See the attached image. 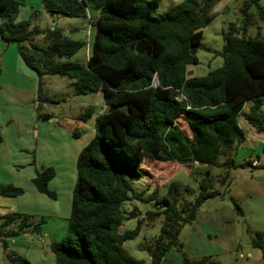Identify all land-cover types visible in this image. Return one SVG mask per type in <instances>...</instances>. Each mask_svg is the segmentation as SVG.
I'll list each match as a JSON object with an SVG mask.
<instances>
[{
	"label": "trees",
	"instance_id": "16d2710c",
	"mask_svg": "<svg viewBox=\"0 0 264 264\" xmlns=\"http://www.w3.org/2000/svg\"><path fill=\"white\" fill-rule=\"evenodd\" d=\"M23 1L0 0V39L14 43L21 59L37 75V119L50 117L40 105L51 100L42 91L43 75L67 76L74 80L77 94L100 93L105 105L94 119L93 138L77 157L67 232L49 245L54 264H145L123 248V242L135 238L144 222L135 211L126 214L123 205L143 199L133 184L145 175L144 167L151 162L176 161L190 170L198 192L193 200L181 201L179 187L169 182L164 195L156 197L154 190L149 196L148 201H155L160 208L149 210L146 217L162 219L159 233L147 246L148 264H161L172 249L181 251V230L196 219L202 204L226 194L231 171L251 166L249 160L236 162L234 154L244 137L237 119L246 101L251 105L243 118L259 132L264 131L260 116L264 95L261 0L244 1L240 26L230 23L222 33L223 48L214 52L222 58V66L191 78H186V68L197 64L196 52L203 47L202 29L216 16L220 0H183L161 15L155 14L158 0H42L49 13L80 17L87 15L89 8L98 13L86 64L57 61L72 57L84 42L69 38L58 27L41 31L28 20L17 21ZM252 7L256 15L251 13ZM251 24L257 26L255 36H239ZM39 35L45 46L35 42ZM92 112L88 108L78 119L85 121ZM73 136L77 138L79 132ZM213 166L222 170L212 173ZM54 175L52 166L35 168L32 183L39 192L56 198L48 187ZM22 193L21 187L11 183L0 185V196ZM228 199L236 215H242L236 200ZM128 219H136L135 228L121 231ZM44 222L43 216L19 211L0 216V241L10 264L29 262L8 249L7 238L27 231L38 234ZM249 232L250 245L264 257L263 232ZM180 264L219 261L212 255L191 258L181 251Z\"/></svg>",
	"mask_w": 264,
	"mask_h": 264
},
{
	"label": "rangeland",
	"instance_id": "374dc122",
	"mask_svg": "<svg viewBox=\"0 0 264 264\" xmlns=\"http://www.w3.org/2000/svg\"><path fill=\"white\" fill-rule=\"evenodd\" d=\"M181 1L183 0H158L155 14L161 15ZM198 1L201 2L202 0ZM244 1L247 0H220L218 2L214 10L217 13L216 16L207 26L202 29L201 44L203 45V47L199 48L196 52L198 62L195 65L187 66L185 73L186 78L204 76L209 71L222 66V58L214 52H219L222 50L224 45L222 33L227 31L228 25L230 23H234L236 26H240L243 18L240 12V7ZM260 3L264 7V0H261ZM87 11L88 13L85 16L67 17L61 14L47 12L42 6V0H24L18 8L16 20H28L31 27H37L41 31H45L53 27H58L63 29L64 33L69 38L81 40L82 42H84V45L72 57H63L62 59L57 61H79L86 64L87 56L90 52L94 36V26L93 23H90V17H92L94 21L96 15L98 14L91 8L87 9ZM251 13L253 15H256L255 7L251 8ZM257 21L259 25H263L260 20L257 19ZM256 27L257 26L255 24L249 25L245 32L240 31L239 36L244 35L245 37H254L257 30ZM35 42L39 46L46 45V42L41 35L35 38ZM9 44L11 48H16L13 43ZM41 80L43 82V93L48 95L51 99L47 102H40L41 110L50 115V117H48V120L51 121H46L47 119H37L36 91L34 102L35 110L33 108V112H36L37 120L33 122L32 126H30V136L32 140L35 141V147L34 149H32L30 156L31 158L34 157V161L40 162L38 167L39 170L46 168L41 167V165H43L45 162V160H42V157L46 159L48 158L47 161H51L53 163L55 162L53 158L57 156L53 147H50L47 150V147L50 146V139L48 138V135L51 129L58 127V131H52V134L54 136H57L58 134L60 135L61 132L66 133L69 144L76 141L79 145L85 146L94 136V119L96 115L105 110V106L103 102L100 101V96L98 94H77L74 88V80L67 76L48 74L43 75ZM37 88L38 82L36 85V90ZM31 104V107H33L34 104ZM250 105V101L245 103L243 112L240 115L241 119L244 117L243 115L248 112ZM88 108H91V110L93 111L91 116L85 121L78 119V117ZM260 116L264 123V95L261 96ZM183 126L184 125L182 124V127ZM43 132L45 134H43ZM74 132H79V136L77 138L73 136ZM92 134L93 136L91 137ZM245 142L243 145L244 147L239 148L238 151L234 154V159L236 162L243 161L242 159H246V157L250 153L249 150L252 149V145L250 144V146H248L247 148V146H245ZM69 144L67 149L69 148ZM36 147H38L40 151L36 150ZM256 153H262L261 147L256 149ZM191 156L194 157L193 153L191 154ZM197 159H200V157L197 156ZM222 160L223 158L221 157L219 161ZM194 165L196 166V164ZM144 168L145 175L143 176V178L139 180L136 179L133 184L136 192H140L143 199H132L131 201H128L123 205V210L126 214L131 211H135L138 218L143 217L144 222L141 224L140 232L135 238L123 242V248L132 257L136 259H142L145 261V264H148L149 251L147 249V246L150 245V242L159 233L160 222L162 219V216L158 215L151 219L150 217H146V213L149 210H158L160 208L159 205L155 203V201H148L149 196L152 194V192H154V190H156V192H154V194H156V197L164 195L166 193L165 191L169 182H174L180 189L179 199L181 201L193 200L198 192V188L196 180L194 179V177L190 176V170L187 167L177 163L176 161L151 162L149 167ZM221 170L217 167H212V173L216 174ZM23 171L26 172V170ZM239 171L242 172H240V175L235 178V185L244 184V182H240H242V178H245L243 172H246L248 173L249 177L247 183H251L249 186L253 191V194L251 195L249 200L245 198H239L238 194L234 195L235 200L240 206L243 214L236 215V210H234L232 202L228 199L229 195L232 196V194H235L233 186H230L228 188L223 199H208V201L206 200V204H203L198 210L197 214L199 215V219L196 218L192 223L185 225L179 235V242L182 244L181 251H183L187 256L191 258H197L205 254H211L212 257L219 261L220 264H264V257H262L261 251L257 248H253L250 245L249 232L250 230L261 231L263 232L264 239L263 173L260 180H258L249 172V167H244L232 170L231 178H233V176H235L234 174ZM7 172H4L0 176V185L8 183L4 181L12 177L13 181H17L16 179L21 176L19 173V169L17 170V172L15 170L13 171L8 169ZM23 178H25V176ZM22 185L23 186H16L21 187L24 193L26 190L23 200L26 206H30L28 203L31 202L32 197L29 194L28 186H26L24 182ZM32 206L37 205L31 204V209ZM225 212H228L230 215L231 213L234 214L232 217L233 222H228L223 225V223L219 220L221 219V217L219 218V214ZM217 213L218 217L215 218V215ZM35 217L38 218L39 216ZM207 217H209L210 220L209 224L206 221ZM136 224V219H128L124 221L123 225L120 227V230L123 231L133 229L135 228ZM43 225L44 224L41 225L42 238H40V236H37V233L27 231L15 237L7 238L9 239L8 249L14 251H16L15 249H18L14 248L16 247V244L14 245L11 243L12 239H16L23 247V256L29 260L30 264H53V253L50 250L49 246L52 240L49 241V232L47 233V231H49L47 228V226H49V220L45 226ZM54 233L56 236L59 235V230H56ZM248 250L256 252L258 256H252L251 258L240 256V253H243V255H245ZM181 251L172 249L167 256L166 261H164V264H177L179 257H181ZM16 252L18 254L21 253L18 251ZM0 264H10L5 257L1 241Z\"/></svg>",
	"mask_w": 264,
	"mask_h": 264
},
{
	"label": "crops",
	"instance_id": "0c3cea01",
	"mask_svg": "<svg viewBox=\"0 0 264 264\" xmlns=\"http://www.w3.org/2000/svg\"><path fill=\"white\" fill-rule=\"evenodd\" d=\"M0 67H1L0 68V72H1L0 132L2 136V140L0 141V176L4 172H7L8 169L13 171L15 170L16 172L19 169V173L21 176H19V178L16 179L17 181H13L12 179L13 177H12L4 182H8V183L12 182L11 184L13 185L16 184L18 186H23L22 184L24 182V184L28 186L29 194L32 197L31 202L28 203L30 206H26L23 200L26 190L25 193L23 191L21 195L15 197L0 196V216L4 215L7 212H12V211L25 212L33 215L35 214V216L37 217L43 216L45 219L43 226H45L49 220V226H47L49 230L47 231V233L49 232L48 235L49 241L50 240L58 241L62 239L67 232L68 219L71 210L72 192L74 189L76 174H77L76 162H77L78 152L81 150V148L84 145H79L76 141L71 142V144H69V140L67 139L66 133L64 132H61L60 135L58 134L57 136H54L52 134V131L53 130L58 131V127H55L50 130L48 135V138L50 139V146L47 147V150L50 147H53L55 150V154L57 156L53 158L55 161L53 163L51 161H47L48 158L46 159L42 157V160H45V162L43 165H41V167L44 168V167L52 166L55 169V175L49 181L48 187L49 189L53 190L56 193V198H50L47 195L39 192L32 183V178L35 176V168L39 169L38 167L40 162L34 161V164H32L31 163L32 158L30 156L32 149H34L35 147V141H33L30 136V126H32L33 122L37 120L36 112L35 111L33 112V108L35 110L34 102H35V94L37 91L36 90V85L38 82L37 75L35 71L29 68L21 59V57L18 54L17 47L11 48L10 44L9 45L5 44L1 39H0ZM95 94H98L100 96V101L103 102V100H101L102 98L101 94L100 93H95ZM31 103L34 104L33 107H31L32 105ZM260 113H261V108H260ZM240 115L238 116L237 120L239 127L243 131L244 137L238 143V147L235 152H237L239 148L244 147L243 145L245 141H246L245 146H247V148L248 146H250V144L252 145V149L249 150L250 152L249 155L246 157V159H242V160L250 161L251 166H247L249 167V172L256 179L260 180L262 173L264 177V131L259 132L255 127L247 124L244 118L241 119ZM46 121H51V120L47 119ZM43 134L45 133L43 132ZM92 136L93 134L91 135V137ZM68 144H69V148L67 149ZM260 147L262 149V153H256V149ZM35 149L40 151L38 147H36ZM253 160H257L259 162V165L253 166L252 165ZM72 161H73V166H72ZM243 161H239V162H243ZM23 170H26V172H24ZM240 172L242 171H239L236 174H234L235 176H233L232 178L230 186L231 187L233 186L235 193L232 194V196L234 197V195L238 194L239 198H245L249 200L251 195L253 194V191L250 189L249 186L251 183H247V180L249 179L248 173L243 172L245 178H242L241 180L242 182H240V183L244 182L243 185L241 184L235 185L234 183L235 178H237L240 175ZM24 176L25 178H23ZM225 195L216 196L209 200L223 199ZM207 201H205L203 204H206ZM31 204L37 206H32L31 209ZM233 215L234 214L232 213L230 215L228 212H225L219 214V218L221 217V219L219 218L218 219L224 225L225 223L233 222L232 219ZM217 217H218V213L215 215V218ZM196 218L199 219L198 214ZM206 221L209 224L210 222L209 217L206 218ZM56 230H59V235L57 236L54 233ZM41 232L42 229L40 227V233L37 234V236H40V238H42ZM7 241L9 242V239H7ZM11 243L14 245L16 244V247L14 248H18V249L15 250L21 252L22 255L21 253L19 254L23 256L24 255L23 247L20 245V242H18L16 239H12ZM169 253L170 251L165 255L161 264H164V261H166ZM205 255H211V254H205ZM240 256L241 257L246 256L251 258L252 256L257 257L258 254H256V252H252L248 250L245 255H243V253H240ZM53 260H54V256H53ZM180 260L181 257H179L177 264H180Z\"/></svg>",
	"mask_w": 264,
	"mask_h": 264
},
{
	"label": "built area",
	"instance_id": "2783aa9c",
	"mask_svg": "<svg viewBox=\"0 0 264 264\" xmlns=\"http://www.w3.org/2000/svg\"><path fill=\"white\" fill-rule=\"evenodd\" d=\"M87 13H88V11H87ZM90 21H91L90 23H93V18L92 17H90ZM252 165L253 166H258L259 165V162L257 160H253L252 161Z\"/></svg>",
	"mask_w": 264,
	"mask_h": 264
},
{
	"label": "water",
	"instance_id": "95a60500",
	"mask_svg": "<svg viewBox=\"0 0 264 264\" xmlns=\"http://www.w3.org/2000/svg\"><path fill=\"white\" fill-rule=\"evenodd\" d=\"M155 83H156V79H154ZM102 97V96H101ZM101 100H103V97L101 98Z\"/></svg>",
	"mask_w": 264,
	"mask_h": 264
},
{
	"label": "clouds",
	"instance_id": "9594fccd",
	"mask_svg": "<svg viewBox=\"0 0 264 264\" xmlns=\"http://www.w3.org/2000/svg\"><path fill=\"white\" fill-rule=\"evenodd\" d=\"M95 20V19H94ZM93 23H94V21H93Z\"/></svg>",
	"mask_w": 264,
	"mask_h": 264
}]
</instances>
